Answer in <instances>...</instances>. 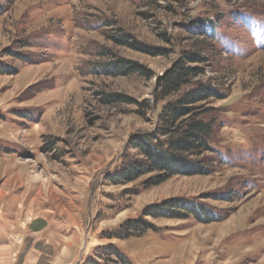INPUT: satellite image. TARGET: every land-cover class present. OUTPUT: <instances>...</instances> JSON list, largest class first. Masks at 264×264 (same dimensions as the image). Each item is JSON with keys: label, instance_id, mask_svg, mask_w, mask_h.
I'll use <instances>...</instances> for the list:
<instances>
[{"label": "rangeland", "instance_id": "rangeland-1", "mask_svg": "<svg viewBox=\"0 0 264 264\" xmlns=\"http://www.w3.org/2000/svg\"><path fill=\"white\" fill-rule=\"evenodd\" d=\"M200 47L192 88L222 95L205 105L207 172L113 184L130 136L166 104L156 77ZM121 58L155 77L100 71ZM109 93L151 107L106 104ZM169 199L215 220L144 217ZM142 217L153 228L114 236ZM95 263L264 264V0H0V264Z\"/></svg>", "mask_w": 264, "mask_h": 264}, {"label": "trees", "instance_id": "trees-1", "mask_svg": "<svg viewBox=\"0 0 264 264\" xmlns=\"http://www.w3.org/2000/svg\"><path fill=\"white\" fill-rule=\"evenodd\" d=\"M204 27L202 24V29ZM203 34L205 39L210 38L206 32ZM115 40L134 49L151 52L146 45H138L127 39L117 38ZM204 52L201 47L197 50L183 51L170 69L156 77L157 102L163 100L166 104L163 106L153 130L140 131L130 136L127 147L134 150L135 153L130 154L127 149L122 166L118 171L108 175L113 184H129L146 177L143 184L148 188L160 185L175 175L205 174L207 172V167L203 165L202 160H198V157L214 151L211 139L216 121L204 117L208 113L205 105L212 99L220 100L222 95L211 84H200L192 88L194 81L204 74V69L199 65L206 61V58L203 57ZM100 71L106 74L112 72L113 75L137 73L148 80L155 77L153 71L143 64L124 58L104 64ZM102 101L110 105L135 104L141 108L136 112L143 116L151 107L148 101L138 102L125 95L111 93L105 94ZM144 109L143 113L139 111ZM143 214L144 217L153 218H183L194 215L205 221L215 220L213 213L205 207L191 204L187 200H165L161 204L146 207ZM144 217L128 219L117 229L115 234L113 233L114 236L117 238L139 236L153 228V225ZM116 254L123 258V262L126 261L119 252L116 251Z\"/></svg>", "mask_w": 264, "mask_h": 264}]
</instances>
